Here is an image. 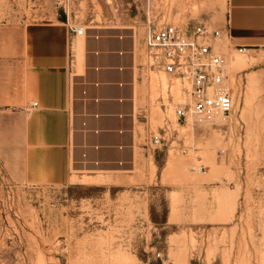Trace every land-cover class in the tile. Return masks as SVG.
Returning a JSON list of instances; mask_svg holds the SVG:
<instances>
[{"label":"rangeland","instance_id":"rangeland-1","mask_svg":"<svg viewBox=\"0 0 264 264\" xmlns=\"http://www.w3.org/2000/svg\"><path fill=\"white\" fill-rule=\"evenodd\" d=\"M226 13L227 0H0V30L68 19L218 27ZM218 43L235 97L220 122H178L177 80L152 74L163 141L151 181L37 187L10 179L0 158V264H264V50Z\"/></svg>","mask_w":264,"mask_h":264},{"label":"crops","instance_id":"crops-1","mask_svg":"<svg viewBox=\"0 0 264 264\" xmlns=\"http://www.w3.org/2000/svg\"><path fill=\"white\" fill-rule=\"evenodd\" d=\"M68 20L0 30V158L37 187L122 185L157 171L146 30L135 21ZM236 48L264 50V0H227ZM100 181V182H97ZM102 182V183H101Z\"/></svg>","mask_w":264,"mask_h":264},{"label":"built area","instance_id":"built-area-1","mask_svg":"<svg viewBox=\"0 0 264 264\" xmlns=\"http://www.w3.org/2000/svg\"><path fill=\"white\" fill-rule=\"evenodd\" d=\"M70 29L75 34H84L87 28L71 24ZM229 37V31L203 21L185 26L158 24L146 31L149 70L177 80L176 87H170L168 94L171 101L179 96L175 104L178 122L216 123L233 111L231 75L218 43ZM162 141V136L154 137L155 144L160 145Z\"/></svg>","mask_w":264,"mask_h":264}]
</instances>
